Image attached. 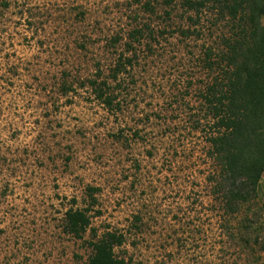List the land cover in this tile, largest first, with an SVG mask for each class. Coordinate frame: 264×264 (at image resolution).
I'll list each match as a JSON object with an SVG mask.
<instances>
[{"label":"rangeland","instance_id":"1","mask_svg":"<svg viewBox=\"0 0 264 264\" xmlns=\"http://www.w3.org/2000/svg\"><path fill=\"white\" fill-rule=\"evenodd\" d=\"M170 1L0 0V264H86L89 231L63 230L85 208L124 237L125 264H264V173L225 210L208 102L231 50L264 33V3L253 24Z\"/></svg>","mask_w":264,"mask_h":264},{"label":"trees","instance_id":"2","mask_svg":"<svg viewBox=\"0 0 264 264\" xmlns=\"http://www.w3.org/2000/svg\"><path fill=\"white\" fill-rule=\"evenodd\" d=\"M165 0V4H170ZM212 3L230 16L237 17L251 12L250 21L262 12L264 0H183L182 6L189 11H198ZM143 8L153 13L150 3ZM142 31V30H141ZM141 36L139 30L133 34ZM231 50L226 58L225 81L216 93L209 96L212 117L216 120V132L209 138L210 156L218 169L217 190L222 195L225 210L237 202H245L256 193L261 175L264 173V33H258L250 47L241 51ZM119 57L113 78L120 72ZM127 62H129L127 60ZM89 87L96 100L111 108L115 97L110 93L106 81L93 80ZM97 189L88 188L91 204H95ZM90 208L69 209L64 214L63 230L74 239L82 240L89 231L87 245L91 250L86 264H125L117 258L115 249L122 246L121 234L106 232L98 235L90 227Z\"/></svg>","mask_w":264,"mask_h":264}]
</instances>
